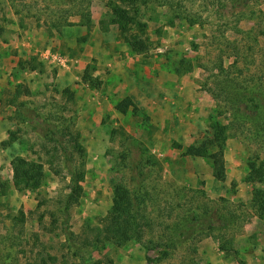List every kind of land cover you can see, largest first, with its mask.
<instances>
[{
	"label": "rangeland",
	"instance_id": "374dc122",
	"mask_svg": "<svg viewBox=\"0 0 264 264\" xmlns=\"http://www.w3.org/2000/svg\"><path fill=\"white\" fill-rule=\"evenodd\" d=\"M35 1L0 0V186H6L0 190V263L7 257V264H264V219L248 207L264 179L246 182L256 154L264 163V148L207 89L209 71L220 67L264 85V0H222L218 15L212 6L181 0L183 18H172L161 2L150 4L135 41H125L104 20L106 0H91L90 27L73 16L60 34L41 5L30 12L23 7ZM126 98L136 111L116 109ZM213 122L226 127L223 181L213 177L210 158L185 155L188 146L211 138ZM49 128L63 134L55 137L66 158L46 139ZM71 153L74 162L83 161L84 178L82 196L69 209L68 238L62 209ZM16 156L42 163L44 179L14 189ZM118 182L144 191L152 222L143 238L147 247L93 238ZM212 203L236 212L222 234L232 251L221 248L218 232L208 235L198 223L185 225L176 247L158 245L164 223L184 214L189 219L193 209L200 213ZM20 211L24 222L13 227Z\"/></svg>",
	"mask_w": 264,
	"mask_h": 264
},
{
	"label": "trees",
	"instance_id": "16d2710c",
	"mask_svg": "<svg viewBox=\"0 0 264 264\" xmlns=\"http://www.w3.org/2000/svg\"><path fill=\"white\" fill-rule=\"evenodd\" d=\"M18 1V0H17ZM200 2L204 8L214 7V14L225 6L222 0H191ZM246 2V0H240ZM166 6L171 12L172 18H183L182 1L175 3L174 0H106L105 8L106 16L104 20L117 29L124 36L125 41H135L138 38L139 31H142L146 25L142 18L145 16V10L149 9L150 4H160ZM35 5H41L42 10L48 15L50 20V28L60 34L69 23V18L73 16L79 17L82 25L90 27L91 21V0H39L32 4L23 5L30 12V9ZM17 13V11H15ZM222 17V16H221ZM193 24V21H190ZM234 61L233 68L239 73ZM209 80H211L208 91L218 98L228 114L237 124L247 125L254 135V140H257L259 148H264V85L262 87L255 86V82L247 83L241 79L238 74L231 71V68H219V73H215L214 69L210 70ZM132 107L134 111L137 108L133 105L130 99H124L117 104L116 109L121 113H126ZM213 133L211 138H205L197 144L190 145L185 150V155L190 157H208L212 160L213 170L212 175L215 179L223 181L225 179L224 166V144L226 127L216 122L211 124ZM58 134L63 136L59 131L48 129V134H45L46 139L56 144L65 158L67 156V148L61 143L57 137ZM64 137V136H63ZM75 140L73 149L82 157V148ZM73 153H71L70 164H66L67 174L69 176L68 190L65 196L64 206L62 209L64 215V232L68 238H72L73 233L68 228V213L69 209L82 196L81 182L84 178L83 161L79 163L73 161ZM256 158L249 162V173L246 177V182L254 184L257 181L264 179V163L258 164ZM67 160V159H66ZM73 163H72V162ZM12 168V186L16 190H25L31 185L40 183L45 177V170L42 163L34 160H28L22 156H16L11 161ZM5 184L0 186L2 193L5 192ZM167 205V204H166ZM178 206V205H177ZM250 210L259 219H264V190L254 188L252 191ZM172 208V207H171ZM200 210V207H198ZM200 213H196L189 217L188 214L178 216L177 220L171 224L160 223L162 226L163 239L158 245L165 248L177 246V239L184 236L181 233L183 229L188 230L186 224L191 225L198 223L204 227V231L208 235H214L218 232L217 237L221 240L220 246L225 251H232L233 246L230 240L225 239L222 234L232 227L237 220L236 212L232 209H227L226 206H218L216 203L210 204L208 207L201 209ZM171 211V210H170ZM13 227L22 225L24 222L23 211L19 212L17 217L13 218ZM184 222H186L184 224ZM152 222L145 215V194L141 187L137 190H131L122 182L115 184L113 189L112 206L109 209L107 216L101 221V225L93 230V238L97 242H110L111 244L121 247L130 241L138 244H143L146 227L152 229ZM157 246V244L155 245ZM7 257L1 259L0 264H7ZM55 258L51 257V261ZM238 264H246L238 259ZM92 264H112L111 262L97 261Z\"/></svg>",
	"mask_w": 264,
	"mask_h": 264
}]
</instances>
